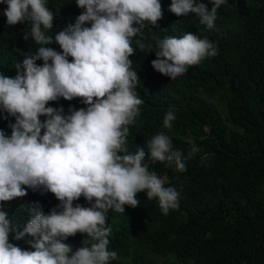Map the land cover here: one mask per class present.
<instances>
[{"label": "clouds", "instance_id": "obj_1", "mask_svg": "<svg viewBox=\"0 0 264 264\" xmlns=\"http://www.w3.org/2000/svg\"><path fill=\"white\" fill-rule=\"evenodd\" d=\"M0 3L7 24L30 26L23 39L35 41L21 50L31 55L16 64L15 76L0 73V264H110L119 258L109 251L110 209L138 207L145 191L164 215L179 208V192L149 172L146 157L185 172V159L200 151L193 144L184 156L158 134L148 152H128L145 101L141 73L173 81L216 59L254 1L72 0L58 9L46 0ZM161 19L173 36L144 31ZM166 107L170 129L177 107Z\"/></svg>", "mask_w": 264, "mask_h": 264}, {"label": "trees", "instance_id": "obj_2", "mask_svg": "<svg viewBox=\"0 0 264 264\" xmlns=\"http://www.w3.org/2000/svg\"><path fill=\"white\" fill-rule=\"evenodd\" d=\"M247 1L254 3L247 17L239 16L245 26L230 29L216 59L204 58L173 81L141 73L145 101L129 131L128 152L138 146L148 152L158 134L184 156L193 144L200 151L185 159V172L146 157L149 172L179 192V208L164 215L158 198L145 191L137 194L138 207L110 209L109 251L119 257L110 264H264V0ZM71 2L46 0L56 9ZM6 8L0 3V73L12 77L31 55L21 50L35 41L23 39L30 26L7 24ZM144 31L174 32L162 19ZM168 101L177 107L170 129L162 120Z\"/></svg>", "mask_w": 264, "mask_h": 264}]
</instances>
